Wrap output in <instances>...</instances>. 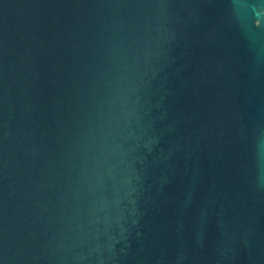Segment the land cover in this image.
Here are the masks:
<instances>
[{
	"label": "water",
	"instance_id": "1",
	"mask_svg": "<svg viewBox=\"0 0 264 264\" xmlns=\"http://www.w3.org/2000/svg\"><path fill=\"white\" fill-rule=\"evenodd\" d=\"M0 264H264V0H0Z\"/></svg>",
	"mask_w": 264,
	"mask_h": 264
}]
</instances>
